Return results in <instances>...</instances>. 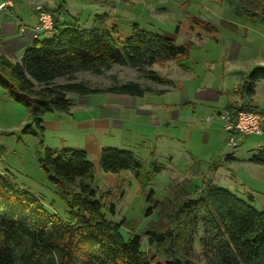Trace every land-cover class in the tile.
Instances as JSON below:
<instances>
[{
  "label": "trees",
  "instance_id": "obj_1",
  "mask_svg": "<svg viewBox=\"0 0 264 264\" xmlns=\"http://www.w3.org/2000/svg\"><path fill=\"white\" fill-rule=\"evenodd\" d=\"M249 6V17L264 23V0H253ZM65 13L64 4L51 12L53 28L46 32L50 37L35 38L19 61L0 54V89L26 109L31 123L21 133L38 136L40 144L43 116L69 112L70 95L113 92L141 96L145 92L133 82L91 88L82 82L55 83L57 79L72 80L79 72L98 75L113 65L148 68L185 57L188 52L187 47L137 24L123 37H115L116 26H107L106 14L95 15L85 28L78 19L61 20ZM149 77L164 82L158 76ZM261 80L264 66L252 68L240 88L241 96L249 99L254 84ZM224 108L232 117L241 110L254 109L233 104ZM249 162L264 166V146L251 153ZM38 163L66 198L65 217L49 213L38 198L0 172V264H190L199 230L201 254L209 264H264V211L209 180L190 196L185 193L173 203L155 202L148 207L147 214L159 208V219L142 234L148 245L162 251L148 255L137 234L124 238L120 231L124 221L113 223L106 218L102 198L91 185L93 165L83 149L62 144L59 148L43 147ZM99 166L107 189L116 186L123 170L142 179V163L129 150L102 148ZM152 195L151 191L146 196V203L152 202ZM106 209L114 213L113 204ZM168 212L177 220L178 229L158 231L160 218Z\"/></svg>",
  "mask_w": 264,
  "mask_h": 264
},
{
  "label": "rangeland",
  "instance_id": "obj_2",
  "mask_svg": "<svg viewBox=\"0 0 264 264\" xmlns=\"http://www.w3.org/2000/svg\"><path fill=\"white\" fill-rule=\"evenodd\" d=\"M9 1L17 4L13 13L20 24L33 25V7L38 3L43 4L50 12L58 5L64 4L66 13L61 20L69 22L71 18H75L85 28L90 27L95 15L106 14L107 26H116V33H113L115 37L126 35L132 24L166 36L177 46H185L188 49L187 55L179 58L181 59L179 63L176 62L177 60H169L171 71L168 77L174 82L180 80L179 83L177 82L180 86L194 85L193 78L186 81L188 69L204 83H211L213 78H221L222 74L227 73L224 72L226 67H236L235 71H239L244 70L247 65L264 63V23L248 15L249 5L253 0H2L0 3H4V7L7 8ZM49 37L50 33H42L38 39ZM225 48L233 51L232 60L227 62H225L226 57L221 58ZM163 64L164 62H159L156 67H164ZM145 73V69L113 65L102 74L79 72L72 80L60 78L55 83L82 82L91 88L119 86L120 83L127 81L146 85L143 77ZM160 73L163 74L164 71ZM238 73L235 72L234 77L238 78ZM147 98L165 104L168 100L175 101L177 94L174 90L165 97L148 96ZM254 98L260 107L264 108V81L258 85ZM74 110L77 111V108ZM91 110L94 114L98 112L95 107H91ZM204 110L197 111L193 117L196 120L194 124L200 126L202 132L208 124H211L210 120L215 121V117L210 112H206L207 108ZM120 111L123 118L128 117L125 119L128 131H121L122 134L124 133L123 138L115 135L119 130L109 132L114 137L106 135L104 138H112V143L109 142L108 146L113 145L133 152L142 163V179H136L130 170H123L119 173L116 186L107 189L101 181L99 162L93 163L89 160L93 165L91 185L102 198L106 208L110 204L114 205L113 214L106 208L103 211L106 218L113 223L124 221L120 231L125 239L131 234H137L144 252L148 255L161 253V248L148 245L147 237L142 234L159 219V208H152L151 213L147 214L148 207H152L155 202L173 203L181 199L185 193L190 196L206 181L212 182L208 166L210 164L220 166L221 157L229 151V148L225 143L224 152H220L212 144L213 137L212 141H206L200 137L201 134L199 136L194 134L192 140L188 142L187 120L170 122L169 126L163 125L158 133L159 137H153L152 129L149 126L142 127V121L140 118L138 120L130 108H121ZM192 111L190 108H182L180 114L192 115ZM30 123L26 109L21 104L9 100L0 89V172L38 198L49 213L64 218L67 210L66 198L60 193V189L48 180L38 163L43 147L61 146L59 136L62 133L55 135L54 132H49L45 139L41 138L42 144H40L38 136L21 133L22 128ZM219 127L218 131H222L221 124ZM156 130L158 131L157 127L154 128V133ZM142 133H145L144 137L140 138L139 134ZM63 134L69 135L67 127ZM71 139L67 138L66 146L78 145ZM255 147L251 141H247L239 144L235 151L237 150L242 157ZM153 165L159 172L154 171ZM220 169L225 170V167ZM212 183L218 185V179L214 178ZM258 187L259 193L254 192L257 198L264 193V183ZM151 191L152 202L146 203V196ZM243 199L257 210L264 211V204L259 206L257 201L252 203L245 195ZM258 200L264 202V197H259ZM178 225L174 216L168 212L160 218L157 230L161 232L175 230ZM200 237L199 230L192 246L190 264H209L207 258L201 254L198 242ZM175 252L183 254L181 250Z\"/></svg>",
  "mask_w": 264,
  "mask_h": 264
},
{
  "label": "crops",
  "instance_id": "obj_3",
  "mask_svg": "<svg viewBox=\"0 0 264 264\" xmlns=\"http://www.w3.org/2000/svg\"><path fill=\"white\" fill-rule=\"evenodd\" d=\"M16 6L17 4L15 2L12 3L9 1L7 8L4 7V9L0 10V54L13 62L19 61L25 48L34 42L35 37L33 30L37 25V18L34 10L33 25L20 24L17 17L13 13ZM37 38H39V36ZM232 53L233 51H229L225 48L221 58L225 59L226 57L227 60L224 61H230L233 58ZM176 60L178 63L181 61V59ZM156 65L157 64H154L151 67L143 68L146 70V73L143 76L146 85H141L139 82L135 81H127L137 83L140 88L145 90L141 96L113 92L89 95H70L72 105L69 112L47 113L50 115L46 116L47 114H45L43 116L42 137L45 139L47 133L49 132H54L55 135L62 133L59 137L61 138V143L64 144V146H66L65 142H67V138H72V142H75L78 145L71 147L83 149L87 153L88 159L93 163H97L99 162L102 148L113 147V145L108 146L109 142L112 143L111 137H114L113 135L111 136L109 132L119 130L118 134L115 133V135L122 136L123 138L124 133L122 134L121 131H128L125 125V119H128V117L123 118V116L120 115V110L121 108H130L132 113L138 117V120L140 118L142 121V127L149 126L152 129L151 132L153 137H159L158 133L161 126H169V123L174 121L180 122V120H187V128L189 129L188 142L192 140L194 134L197 136L201 134L200 137L204 138L206 141H212L213 137L214 142L212 144L214 147L218 148L220 152H224L223 146L225 143L227 146V139H225V136L227 135L223 130V132L221 130L218 131V128L220 129L219 124H221H218L217 122H220L217 117L218 111L227 104H233L235 106L249 105L256 110L264 111V108H261L257 100L254 98L256 96L258 85L264 80L258 81L254 84V93L249 99L244 98L240 94V88L249 71L254 67L264 66V63L247 65L244 70L239 71H235L236 67H226L224 68V72L227 73L225 75L222 74L221 78H213L211 83H204L199 79L200 77H196L195 74L190 72L188 69V79H186V81L193 78V87H185L184 85L180 86L179 84L177 85V82L179 83L180 80L174 82L168 77V74L171 71L169 61L164 62V67H156ZM153 68L154 71L152 70ZM161 71H164V73L161 74ZM234 71L239 72L238 78L234 77ZM150 75L158 76L164 79V82H156L150 79ZM127 82L120 83L119 86ZM113 87L116 86L106 88ZM174 90H176L177 98L175 101L168 100L165 104L159 103L157 100L147 98L148 96L165 97L169 95L171 91L174 92ZM91 107L97 108L98 112L96 111V114H94ZM74 108H77V111H75ZM182 108L192 109L193 114H184V116H181L180 112ZM205 108H207V113L210 112L212 116L215 117V121L210 120L209 123L211 124H208V127H205L202 132L201 127L194 124L196 120L193 117H195L197 111H205ZM66 127L69 132L68 136H64L63 134L65 133ZM156 127L158 131L156 130L154 133V128ZM144 134L145 133H142V135L139 134V137L143 138ZM106 135L111 136L110 139L104 138ZM251 137L257 138L254 139ZM145 140L148 141V139ZM247 141H251L256 147L248 150L247 154L242 157L239 156L237 150L228 149L229 151L221 157V165L210 164L208 169L212 175V182L214 181V178H217L218 186H225L223 188H226L242 199L245 195L250 201H252V203L257 201V204L260 206V204H264V202H259L260 199L258 200V198L264 197V195H262L264 193L260 194L258 198L255 193H259V191H257L259 188L258 186L261 187L262 183H264V179H261L264 177V168H262L264 166L249 162V157L254 150L264 146V137H244L239 140L238 145L244 144ZM221 167H225V170L220 169Z\"/></svg>",
  "mask_w": 264,
  "mask_h": 264
},
{
  "label": "built area",
  "instance_id": "obj_4",
  "mask_svg": "<svg viewBox=\"0 0 264 264\" xmlns=\"http://www.w3.org/2000/svg\"><path fill=\"white\" fill-rule=\"evenodd\" d=\"M4 3H0V9L4 7ZM36 14L37 25L34 28V37L49 32L53 28L51 12L43 5L36 4L33 7ZM217 117L220 120L221 128L227 135V146L229 150L237 147L241 138L250 136L264 137V111L256 109L241 110L235 117L222 107Z\"/></svg>",
  "mask_w": 264,
  "mask_h": 264
}]
</instances>
